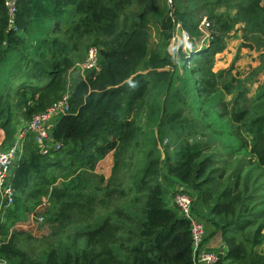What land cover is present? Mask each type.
I'll return each mask as SVG.
<instances>
[{"label": "trees", "instance_id": "trees-1", "mask_svg": "<svg viewBox=\"0 0 264 264\" xmlns=\"http://www.w3.org/2000/svg\"><path fill=\"white\" fill-rule=\"evenodd\" d=\"M236 8V16L223 12L211 21L219 25L221 32H228L244 17L249 19V29L255 24V30L264 34L262 0H249ZM161 15L165 16L160 18ZM188 16L187 12H175L172 16L168 12L164 14L163 10L152 5L151 0H17L15 27H11L4 0H0V130L5 136L2 149L16 143V110L30 120L67 89L71 87L72 90L71 110L56 120L53 129L54 140L62 142V147H50L44 153L36 144L35 135L29 134L13 166L11 182L15 190L29 186L33 187L35 194L46 196L52 188H57L60 178L72 180L79 171L95 170L100 161L111 152L117 154L121 146L131 148L132 142L139 138L142 124H138V117L151 82L163 80L171 84L174 73L159 68H166L177 59L195 77L201 73V78L195 79V89L189 86L191 93L186 92L188 97L193 94L197 100L203 98L195 107L197 115L211 113L217 103H222L225 109L229 107V103L222 100L224 94H217L215 89L214 54L219 49L216 45L222 42L218 35L213 37L210 47L191 56L183 51L182 46L177 50L176 58L164 50H151L148 26L152 22H161L162 36L169 42L176 21H180L194 45V32L198 27ZM92 31L97 33L92 45H104L105 54L102 59L100 57L99 67L87 70L73 86L68 76L76 61L70 56L69 41L77 39L83 32ZM33 34L39 35L42 43L38 52L27 53L30 49L28 37ZM253 41L259 46L264 42L261 36ZM247 47L253 48L254 45ZM12 55L14 58L11 59ZM188 62L193 63L191 68ZM24 66L32 68L31 75L36 83L23 82L15 86L16 75ZM187 76L185 82L190 78ZM222 88L227 94L234 93L231 104L235 115L225 122L231 124V135L219 137L213 134L207 142L181 141L179 146L175 144V152H168L161 162L150 151L146 162H140V168L134 174L133 188L140 193L142 213L136 230L120 233L121 219L108 215L100 227L89 232L92 247L104 237L106 247L103 245L101 250H93V254L68 251L64 256L53 248L48 251L45 264H193L190 223L175 205H167V196H173L177 189L170 192L158 178L160 174L180 183L181 189L191 195L192 191L197 193L209 213L215 215L205 219L223 231L228 246L227 252L220 253L217 264H264L263 255L251 249L248 238H242L255 222L244 211L249 205L264 203V182L257 184L261 181L260 174L255 176L249 170L245 172L247 167L243 159L247 156H241L248 149L254 162L264 169V83L252 96H248L249 88L236 77L224 83ZM4 98L8 99L5 103ZM162 104L167 121L175 125H171V129H181L179 134L184 136L182 130L190 129L192 118L183 117L181 109H170L175 102L169 99ZM235 118L240 122L236 131ZM235 132L239 137L237 142H241L236 145ZM211 146L215 151L205 155L203 149ZM226 154L234 156L235 162L221 158ZM199 155L204 158L197 161ZM214 156L218 157L217 160L213 159ZM216 161L221 166L212 167ZM116 164L115 160V167ZM229 164L235 166L229 181L235 177L240 181L235 188L227 186L216 194L212 188L215 181L212 173L222 172ZM162 165H165L164 169ZM246 190L249 191L247 195ZM239 202L242 212L237 208ZM15 206L16 193L14 204L5 212V219L0 218L1 237L8 233L15 218ZM263 212L264 209L259 210L254 216L264 218ZM225 214L229 215L228 219ZM262 230L263 224L257 227L256 233ZM15 253L17 255L19 251Z\"/></svg>", "mask_w": 264, "mask_h": 264}, {"label": "rangeland", "instance_id": "rangeland-1", "mask_svg": "<svg viewBox=\"0 0 264 264\" xmlns=\"http://www.w3.org/2000/svg\"><path fill=\"white\" fill-rule=\"evenodd\" d=\"M248 1L151 0L152 5L163 10L164 14L168 12L172 16L175 12H187L190 21L198 27V31L194 32L193 40H195V44L193 45L191 43L192 38L190 39L189 33L183 28L180 21H176L173 37L172 39L170 38L169 42L164 40L162 36L161 22H152L148 26L151 50H164L172 58H176L177 50L182 46L183 51L191 56L193 53L210 47L213 37L216 35L221 39L222 42L216 45L219 49L214 54L213 72L217 81L215 87L217 94H224L222 100L229 103V107L225 109L222 103H217L211 108V113L197 115L195 107L203 98L197 100L193 94L188 97V94L191 93L188 91V87L191 86L195 89V79L196 77L201 78V73L195 77L194 73H190V69L186 68L182 61L178 59L166 68H159L161 71L170 70V72H173L174 81L171 84L163 80L159 81V83L158 81L155 83L154 80L151 82L149 91L142 100L144 105L140 117H138V124L139 122L142 124L139 138L137 141L132 142L131 148H123L121 146L117 154L111 152L104 160L100 161L95 170L79 171L72 180L60 178L56 184L57 188H52L51 192L46 196L35 194L33 187L29 186L15 190L16 206L13 210H16V215L8 227V233L2 234L0 260L6 259L9 264H45L47 253L53 248L57 249L62 256L68 251L75 253L88 251L93 254V250H101L106 237L99 244L92 247L93 239H91L92 236L89 232L100 227L108 215L121 219L122 228L120 233L122 234L138 228L137 222L142 217L141 199L139 197L140 193H136L133 188L135 185L134 174L140 168V162H146V156H149L148 153L150 151L154 152L155 158H158L161 162V160H165L168 152L170 154L175 152L174 147L176 145L179 146L181 141L194 139L207 142L213 137V134L219 137L231 135V124H225V122L232 115H235V109L233 104H231L234 93L227 94L222 86L227 81L232 80L233 77H236L237 80L242 81L249 88L248 96H252L258 87L264 83V42L259 46L253 41V39L258 40L259 36L264 40V34H260L255 30L257 29L255 24H253V29H249L248 18L242 17L236 21L228 32H221L219 25L213 24L211 19H215L216 15L223 12H230L236 16V7ZM262 4H264V0H262ZM163 16L165 15L159 17L162 18ZM186 34L189 36L187 40L185 39ZM96 36V31H92V33L83 32L77 39L69 41L70 56L76 62L82 61L88 48L94 44ZM41 43L42 38L39 35L33 34L29 36L28 44L30 49L27 53L38 52ZM249 44H253L254 47H247ZM99 46L102 59L105 54V48L104 45ZM10 58H14V55ZM17 61L18 59L15 60V62ZM194 65H196L195 59ZM188 66L191 68L193 63L188 62ZM31 69V67L25 66L21 68L16 75L15 86L23 82L36 83V79L31 75ZM85 73L86 71L69 70V83L71 82V85L73 84L74 86ZM187 75H190V78L185 82ZM233 83L235 84V80ZM204 96L207 97L209 95L204 94ZM165 99L175 102L170 109H181L183 117L192 118L190 129L185 128L182 130L185 133L184 136L179 134L181 129H171V125L174 124H170L165 113L163 114L162 103H164ZM3 100L1 101L5 103L8 99L4 98ZM28 122L29 119L22 115L21 112L15 111L14 124L17 130L25 127ZM208 123L211 124L209 125ZM239 123L235 118V131ZM237 138L239 137H237L235 132V145L241 143L237 142ZM4 140V133L0 130V149ZM203 150H206L205 155H207L209 152L215 151V147L212 148L211 146ZM241 156L243 158L247 156V159H243V163L247 167L245 172L249 170L255 176L260 174L261 177L259 179L261 181L257 184L263 183L264 169L254 162L248 149H245ZM201 158H204V156L199 155L196 159L198 161ZM216 158L218 157H213V159L217 160ZM221 158H229L231 162H235L234 156L226 154V157L222 156ZM115 160L117 163L116 167L114 165ZM162 166L164 169L165 165ZM217 166H221L218 161L212 167ZM234 168V165L231 166L229 164V166L221 170L222 172L212 173L215 178L212 188L216 194L221 193L227 186L235 188V184L240 181L237 177H235V180L229 181L228 177L232 174ZM158 178L172 193L182 187L180 183H176L164 174H160ZM192 194L196 203L200 197L194 191H192ZM247 194H249L248 190H246ZM171 196L168 195L166 199L169 207L172 206L170 205L171 199L169 202V197ZM240 206L241 202L237 204L238 210ZM262 209H264V203L247 206L244 213L255 222L251 224L250 231L246 229L249 233L243 235L242 238L244 240L248 238L251 242H249L251 249L258 255H263L262 258H264V230L261 233H256L257 227L261 224L264 225V218L254 216L255 212H259ZM240 210L242 212L243 208ZM6 213L3 217L0 215V218H3H1L2 220L5 219ZM261 214H264V212ZM225 216L228 219L229 215L225 214ZM104 246L106 247V245ZM16 250L19 251L17 255L15 253Z\"/></svg>", "mask_w": 264, "mask_h": 264}, {"label": "built area", "instance_id": "built-area-1", "mask_svg": "<svg viewBox=\"0 0 264 264\" xmlns=\"http://www.w3.org/2000/svg\"><path fill=\"white\" fill-rule=\"evenodd\" d=\"M4 4L8 12L9 25L15 27L17 0H4ZM188 37L189 36L186 34L185 39L187 40ZM100 57L101 49L98 46L91 45L86 52L85 58L82 61L76 62L72 69L84 72L97 69L99 67ZM71 94L72 90L69 88L66 93L49 105L45 110L33 115L25 127L18 129L14 146L0 149L1 216H4L6 210L15 202L16 192L11 182L12 170L19 156V152L22 151L23 142L29 134L35 135V142L44 153H47L50 147H55L56 149L62 147V142L54 140L53 129L56 120L70 112ZM173 204L178 208L181 215L190 223L193 264H217L220 260V252L205 246L207 229L204 221L194 212V197L180 188L176 190L173 196ZM1 242L2 237L0 234V243ZM0 264H8V261L6 259H1Z\"/></svg>", "mask_w": 264, "mask_h": 264}, {"label": "crops", "instance_id": "crops-1", "mask_svg": "<svg viewBox=\"0 0 264 264\" xmlns=\"http://www.w3.org/2000/svg\"><path fill=\"white\" fill-rule=\"evenodd\" d=\"M18 131L16 132L17 135ZM109 155V154H108ZM104 160V159H103ZM175 190V189H174ZM171 199V202H170ZM170 205H173V198L172 196L169 197ZM195 213L196 215L202 219L206 225L207 229V236L205 240V246L209 249L218 250L220 253H225L228 250L227 243L223 236V231L220 228H217L216 225L209 219H205L206 216L208 217H215V215H211L209 213V209L204 204L203 200L199 198L195 203ZM209 213V215H208ZM205 216V217H204ZM218 219V217H217Z\"/></svg>", "mask_w": 264, "mask_h": 264}]
</instances>
